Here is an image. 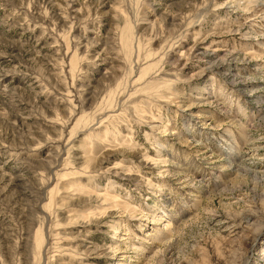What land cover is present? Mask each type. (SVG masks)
<instances>
[{
	"label": "rangeland",
	"instance_id": "374dc122",
	"mask_svg": "<svg viewBox=\"0 0 264 264\" xmlns=\"http://www.w3.org/2000/svg\"><path fill=\"white\" fill-rule=\"evenodd\" d=\"M0 264H264V0H0Z\"/></svg>",
	"mask_w": 264,
	"mask_h": 264
},
{
	"label": "bare ground",
	"instance_id": "6f19581e",
	"mask_svg": "<svg viewBox=\"0 0 264 264\" xmlns=\"http://www.w3.org/2000/svg\"><path fill=\"white\" fill-rule=\"evenodd\" d=\"M242 1V0H241ZM144 77H142L141 76V79H139V81H142V79H143ZM135 80V79H134ZM135 85V84H134ZM125 89H126V87H125ZM111 110V109H110ZM109 113H111V112H109ZM90 160V159H89ZM117 204V203H116ZM118 207V206H117ZM119 214V213H118ZM119 225V224H118ZM116 227V226H115ZM166 238H167V236H166ZM164 239V238H163ZM163 239H161V240H163ZM82 247V246H81ZM118 247V246H117ZM119 248V247H118ZM124 260V259H123Z\"/></svg>",
	"mask_w": 264,
	"mask_h": 264
}]
</instances>
